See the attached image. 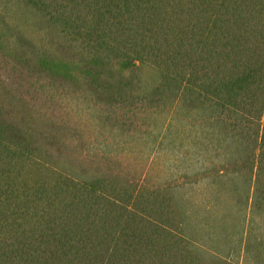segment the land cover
Masks as SVG:
<instances>
[{
  "label": "trees",
  "instance_id": "trees-1",
  "mask_svg": "<svg viewBox=\"0 0 264 264\" xmlns=\"http://www.w3.org/2000/svg\"><path fill=\"white\" fill-rule=\"evenodd\" d=\"M0 264H264V0H0Z\"/></svg>",
  "mask_w": 264,
  "mask_h": 264
}]
</instances>
